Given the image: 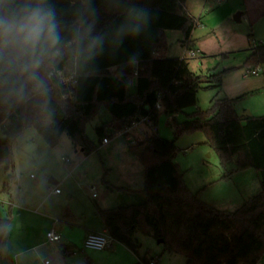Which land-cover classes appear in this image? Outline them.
Listing matches in <instances>:
<instances>
[{
    "label": "trees",
    "instance_id": "1",
    "mask_svg": "<svg viewBox=\"0 0 264 264\" xmlns=\"http://www.w3.org/2000/svg\"><path fill=\"white\" fill-rule=\"evenodd\" d=\"M141 3L153 13L149 33L126 40L116 57L105 54L99 58L101 75L81 90L78 103L59 114V129L87 155L98 146L87 134L86 124L100 116L103 109L111 118L96 127L102 139L113 137L118 130L145 116L158 125L162 112L172 117L170 124L176 138L203 131L205 143L217 151L222 165L237 157V170L258 171L262 183L258 194L234 211L221 210L203 201L187 185L174 162L178 152L176 139L168 140L156 132L131 145L144 166L145 202L99 209L103 225L116 242L135 253L141 245L136 235L143 232L161 240L165 252L185 255V264H256L264 260V114L243 115L236 107V99L216 97L208 109L197 110L188 114L187 120L179 121L176 115L198 103L201 88L222 85L225 71L197 74L186 59L164 55L168 50V30L181 31L184 45L191 41L197 20L188 12L187 0ZM112 19L105 17L101 26ZM132 52L140 53L135 94H129L107 71L110 64L123 63ZM155 52L160 55L155 56ZM245 64L252 66L251 70L264 64L263 43L253 48ZM157 102L161 109L156 107ZM28 127L36 128L52 147L61 142L62 136L53 135L42 122L21 114H0V166L4 165L7 171L14 169V142ZM14 180L16 175L11 173L4 185L5 192L9 193ZM10 222L9 217L0 218V253L8 252ZM60 250L67 257L75 248L61 244ZM143 262H148L146 257L137 264ZM82 264L95 263L86 257Z\"/></svg>",
    "mask_w": 264,
    "mask_h": 264
},
{
    "label": "rangeland",
    "instance_id": "2",
    "mask_svg": "<svg viewBox=\"0 0 264 264\" xmlns=\"http://www.w3.org/2000/svg\"><path fill=\"white\" fill-rule=\"evenodd\" d=\"M186 6L197 20L191 41L184 45L183 33L169 30L168 50L164 55L182 58L190 48L199 49L196 57L186 59L192 71L204 75L225 73L220 87L201 88L198 103L177 114V119L182 122L187 120L188 114L208 109L216 97L236 99V107L241 114H264V64L256 75L250 74L252 66L245 64L253 48L264 44V0H187ZM239 13L241 16L237 20ZM110 118L109 112L103 109L100 116L86 124L87 134L98 147L101 140L96 127ZM171 119L162 112L157 133L168 140L176 139L178 152L174 162L190 189L200 199L209 200L221 210L234 211L241 207L244 201L237 197L238 192H247L245 182L253 183L252 178L245 180L240 174L223 182L221 176L232 171L235 164L232 161L226 166L221 164L217 151L205 143L203 131L184 133L176 138ZM139 128L145 129L148 136L156 133L142 124L132 128L127 135L109 137L112 148L109 151L98 149L94 158L79 166L76 172L72 168L81 164V151H76L67 133H64L66 136H62L58 146L52 147L36 128L25 129L13 145L14 169L7 171L4 165L0 166V217L12 218L8 241L10 248L20 246L27 227L34 233L35 243L42 244L31 250L23 263L16 261L14 253L8 255L2 250L0 264H44L45 259H50L53 264H65L66 261L80 264L85 254L96 258L100 256L103 264H137L144 257L148 261L155 259L156 264H185V255L165 252L161 241L143 232L136 235L141 244L138 253L119 242L102 251L85 247L82 226L87 224L93 229H100L98 205L119 207L146 200L143 192L144 166L138 151L131 149L130 137L138 134ZM66 159L71 162H66ZM11 173L16 175V180L11 182L7 193L4 185ZM250 173L256 172L251 170ZM51 178H55L59 185L50 183ZM92 185L97 186V198L90 191ZM55 187L63 193L54 194ZM107 191L111 194L105 195ZM250 192V197L258 194L254 190ZM104 197L107 203L102 201ZM11 198L12 211L9 206ZM42 201L45 204L40 207ZM53 222L62 240L47 243V229L50 225L54 228ZM60 244H73L76 254L64 258L59 250ZM25 246H30V243ZM260 262L264 264L263 259Z\"/></svg>",
    "mask_w": 264,
    "mask_h": 264
},
{
    "label": "clouds",
    "instance_id": "3",
    "mask_svg": "<svg viewBox=\"0 0 264 264\" xmlns=\"http://www.w3.org/2000/svg\"><path fill=\"white\" fill-rule=\"evenodd\" d=\"M105 17L114 19L101 26ZM152 21L141 0H0V114L27 116L66 136L59 114L101 75L99 58L116 57ZM139 65L140 53L132 52L107 71L131 90Z\"/></svg>",
    "mask_w": 264,
    "mask_h": 264
},
{
    "label": "crops",
    "instance_id": "4",
    "mask_svg": "<svg viewBox=\"0 0 264 264\" xmlns=\"http://www.w3.org/2000/svg\"><path fill=\"white\" fill-rule=\"evenodd\" d=\"M169 31V30H168ZM167 31V32H168ZM171 31H174V30H171ZM199 50V49H198ZM159 55H160V52H157ZM128 93L129 94H135V93H137V79H136V83H135V87L133 88V89H131V90H129L128 89ZM241 113V112H240ZM249 112H247V113H242L243 115H246V114H248ZM261 115H263V114H261ZM248 116V115H247ZM103 122H101V123H99L97 126H99V125H101ZM142 124H144L143 122H139L138 124H136L135 126H133L132 128L134 129L135 127H140ZM148 136V134L146 133V131H145V129H140L139 128V132H138V134H133V138L137 141V142H139V141H141V140H143L145 137H147ZM100 140H101V144H100V146L97 148V150L98 149H100V150H102V151H104V150H107V151H109L112 147H111V139L109 138V142L108 143H104L103 142V139L102 138H100ZM76 148V151L78 152V150L79 151H81V157H80V159H79V162L81 163L80 165L78 164L77 165V167H75V168H72V170L74 171V172H76V171H78L79 170V166H81L83 163H86V162H88L91 158H94V156H95V154H96V152L94 151L93 153H91V154H89V155H87V154H85L84 153V151L82 150V149H80V148H78V147H75ZM96 150V151H97ZM236 161H237V157H234V159L232 160V162L235 164V167H233L232 168V171H230V172H228L227 174H225V175H222L221 176V180L224 182V181H226V180H230V179H233L236 175H240L242 178H244L245 180H247V179H249V178H252V180H253V183H250V182H245V186H246V191L247 192H245V191H243V192H238V198H241V200L242 201H244L245 202V200H247L249 197H250V194L249 193H251L250 191L252 190H254V191H256V193H259L260 191H261V189H262V183H261V179H260V175H259V173H258V171L257 170H255V169H247V170H237V163H236ZM71 162V161H70ZM251 170H255V172L256 173H250L251 172ZM72 171V172H73ZM98 171H100V169L98 170ZM73 172V173H74ZM244 174V175H243ZM246 176H248L247 178H246ZM102 180L103 181H105V178L103 177L102 178ZM249 181V180H248ZM50 183H52V184H54V185H59V182L55 179V178H51V180H50ZM54 193V192H53ZM63 192H61V193H54V194H57V195H61ZM110 192H106L105 193V195L106 194H109ZM111 194V193H110ZM254 196V195H253ZM94 197V196H93ZM98 197V194L94 197V198H97ZM105 198V197H104ZM103 198V202H105V203H107L106 202V198L104 199ZM203 201H205V202H207L208 204H210V205H214V204H212L209 200H207V199H202ZM44 204H45V202H41L40 203V207H42V206H44ZM105 206H100V205H98L97 206V212H98V214H99V218H100V229H93L92 227H89V226H87V224L86 225H83L82 226V229L84 230V232H83V237H84V242H85V238H86V236H87V234L89 233V232H91V231H101V230H103V229H105V227H104V225H103V222H102V219H101V216H100V213H99V209H106V208H113V207H109V206H107V204H104ZM9 206H10V211H12V209H13V199L11 198L10 200H9ZM115 207H117V206H115ZM215 207V206H214ZM216 208V207H215ZM219 209V208H218ZM0 218H6V217H0ZM9 218L11 219V222H10V224H9V238H10V225L12 224V218L9 216ZM70 220H72V217H68ZM54 224H53V226H54V228L52 227V225H50V226H48V229H47V233H46V237H47V243H49V242H51V243H53L52 241H50L49 240V238H48V232L49 231H51V230H55L56 229V224H55V222H53ZM9 238H8V241H9ZM22 240H21V244H20V246L19 245H17V246H15V247H12V248H10L9 247V243H8V252H6L8 255L10 254V253H14V256H15V258H16V261L18 262V263H23V261H25L26 260V258H27V254H29V252H31V250H35L37 247H39L42 243H35V235H34V233H31V231H30V229H28V227L26 228V232H25V234L24 235H22ZM62 240V239H61ZM30 243V246H25V247H23V245H26V244H29ZM32 243V244H31ZM61 245V244H60ZM60 245H59V250H60ZM70 245H72L74 248H75V246L73 245V244H70ZM76 250V249H75ZM74 250V253H72L71 254V256H73V255H75L76 254V251ZM60 252H61V250H60ZM61 254H62V252H61ZM64 256V255H63ZM93 256L94 255H89V254H85V257L83 258V260L81 261V262H79L80 264H82L84 261H85V259H86V257H90V258H92V260L94 261V263L95 264H103V259H101L100 258V256H98V258H96V256H94L95 257V260H94V258H93ZM64 258H65V256H64ZM18 259L19 260H21V262H19L18 261ZM66 261V260H65ZM53 264V263H52ZM65 264H69L68 263V261H66L65 262Z\"/></svg>",
    "mask_w": 264,
    "mask_h": 264
},
{
    "label": "built area",
    "instance_id": "5",
    "mask_svg": "<svg viewBox=\"0 0 264 264\" xmlns=\"http://www.w3.org/2000/svg\"><path fill=\"white\" fill-rule=\"evenodd\" d=\"M198 52H199L198 49L190 48L182 58H184V59H187L188 57L194 58L198 55ZM154 55L159 56V54L157 52H155ZM260 71H261V68H257V69L252 70L250 72V74L256 75ZM156 107L158 109H161L162 108L161 103L157 102ZM139 122H143L144 124L148 125L155 132L158 131V125L154 121H152L149 116H145V117H142L141 119H139L138 121H135L132 126H128V127H125V128L118 130L116 132V135L117 134H124V135L129 134L132 127L135 126L136 124H138ZM130 138L132 139L131 143L136 144V140L133 139L132 136ZM103 142L108 143L109 138H107V137L103 138ZM66 162H70V160L66 159ZM90 191L93 193V196L95 197L97 195V192H96L97 186L92 185L90 187ZM53 192L57 193V194L61 193V189L59 187H55ZM47 235H48L49 240L52 242H59L62 239V236L60 235V233L56 232L55 230L49 231ZM114 242H116L115 238L108 232L107 229H103L101 231L89 232L85 238L84 243H85V247L88 249L102 251V250H107V249L111 248L113 246ZM44 264H52V262L50 259H45ZM142 264H156V260L152 259V260H149L148 262H143ZM256 264H261L260 260Z\"/></svg>",
    "mask_w": 264,
    "mask_h": 264
},
{
    "label": "water",
    "instance_id": "6",
    "mask_svg": "<svg viewBox=\"0 0 264 264\" xmlns=\"http://www.w3.org/2000/svg\"><path fill=\"white\" fill-rule=\"evenodd\" d=\"M240 16H241V14H240V13H239V14L236 16L237 20H239V19H240ZM246 115H248V116H251V114H250V113H248V114H246ZM159 241H161V240H159Z\"/></svg>",
    "mask_w": 264,
    "mask_h": 264
}]
</instances>
